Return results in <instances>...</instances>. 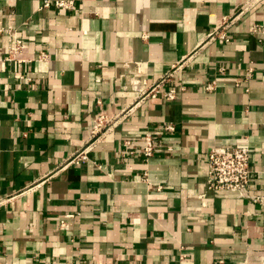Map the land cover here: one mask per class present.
<instances>
[{
    "label": "crops",
    "instance_id": "obj_1",
    "mask_svg": "<svg viewBox=\"0 0 264 264\" xmlns=\"http://www.w3.org/2000/svg\"><path fill=\"white\" fill-rule=\"evenodd\" d=\"M246 1L0 0L24 41L0 62V264H264V205L207 188L208 151L247 147L264 197V3L208 39ZM172 72L175 100L145 95ZM131 107L92 142L97 114Z\"/></svg>",
    "mask_w": 264,
    "mask_h": 264
},
{
    "label": "built area",
    "instance_id": "obj_2",
    "mask_svg": "<svg viewBox=\"0 0 264 264\" xmlns=\"http://www.w3.org/2000/svg\"><path fill=\"white\" fill-rule=\"evenodd\" d=\"M264 0H247L240 4L233 14V16L224 17L222 22L215 27L209 34V40H217L219 43L228 42L230 39L227 35V29L230 24L238 19L242 14L250 10L251 8L263 4ZM40 9H56L64 11H73L75 9V0H41ZM260 27L254 25L251 27L252 31H258ZM6 33L11 45L7 50L5 57L0 58V62L3 61H17L18 56L24 49V41L19 37L15 31L11 28H0V34ZM41 59L45 58L44 54L39 56ZM179 67V66H178ZM176 67V69L178 68ZM220 73L224 72V68L218 69ZM253 68L249 67L243 75V82L252 78ZM173 76L172 73H168L165 77H161L157 82L146 85L143 82L142 85L148 90L145 94L149 97H156L160 92L163 94V98L166 101L175 100L178 91L182 92L184 88L181 86L178 89L166 88V84ZM139 85V82H138ZM165 87V88H164ZM215 83L210 82L206 84V90H213ZM140 91V90H138ZM134 107L128 108L124 113L121 112L114 116L100 112L97 114L92 123L90 129V136L92 142L98 140L106 132L115 128L122 118L128 117L132 114ZM165 131H173L174 126H164ZM88 147L78 151L67 164H79L87 160ZM156 145L150 132H146L143 145V157L148 159L155 153ZM207 188L215 192H229L236 195L237 198L249 200L251 202L264 205V197L258 194L250 193L248 186L254 175V170L250 164V151L247 147L239 146H214L207 153ZM160 189V187H158ZM4 200L0 199V207ZM71 217V216H68ZM66 223L61 222V227H65Z\"/></svg>",
    "mask_w": 264,
    "mask_h": 264
}]
</instances>
